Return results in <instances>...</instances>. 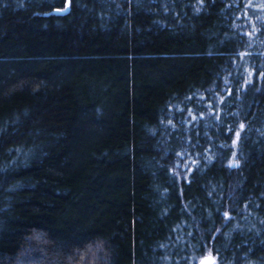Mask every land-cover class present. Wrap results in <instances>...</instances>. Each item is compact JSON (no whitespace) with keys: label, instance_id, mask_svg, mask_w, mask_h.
I'll return each instance as SVG.
<instances>
[{"label":"trees","instance_id":"16d2710c","mask_svg":"<svg viewBox=\"0 0 264 264\" xmlns=\"http://www.w3.org/2000/svg\"><path fill=\"white\" fill-rule=\"evenodd\" d=\"M202 261L264 264V0H0V264Z\"/></svg>","mask_w":264,"mask_h":264},{"label":"snow or ice","instance_id":"6c2138e0","mask_svg":"<svg viewBox=\"0 0 264 264\" xmlns=\"http://www.w3.org/2000/svg\"><path fill=\"white\" fill-rule=\"evenodd\" d=\"M238 135V134H237ZM227 215V214H226ZM202 264H204V262L202 261Z\"/></svg>","mask_w":264,"mask_h":264},{"label":"rangeland","instance_id":"374dc122","mask_svg":"<svg viewBox=\"0 0 264 264\" xmlns=\"http://www.w3.org/2000/svg\"><path fill=\"white\" fill-rule=\"evenodd\" d=\"M205 264H207V262Z\"/></svg>","mask_w":264,"mask_h":264}]
</instances>
